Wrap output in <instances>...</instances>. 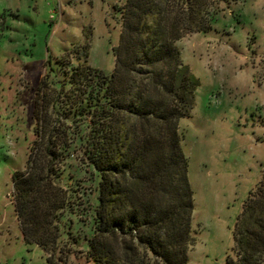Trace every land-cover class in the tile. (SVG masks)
<instances>
[{"label":"trees","instance_id":"trees-1","mask_svg":"<svg viewBox=\"0 0 264 264\" xmlns=\"http://www.w3.org/2000/svg\"><path fill=\"white\" fill-rule=\"evenodd\" d=\"M119 9L114 69L71 61L62 68L54 123L45 119L50 90L42 80L35 108L41 138L26 169L12 176L24 240L44 250L47 264H56L52 258L61 251L65 211L78 207L80 182L64 163L76 147L95 184L87 257L94 264H190L194 193L180 120L191 113L199 79L175 42L209 30L214 13L208 0H125ZM47 63L58 76V65ZM66 232L80 243V235ZM234 239L227 264L264 261L263 200L245 205Z\"/></svg>","mask_w":264,"mask_h":264},{"label":"rangeland","instance_id":"rangeland-1","mask_svg":"<svg viewBox=\"0 0 264 264\" xmlns=\"http://www.w3.org/2000/svg\"><path fill=\"white\" fill-rule=\"evenodd\" d=\"M124 1L0 0V264H47L44 250L24 240L12 176L26 169L41 138L35 108L42 80L50 90L45 119L54 123L55 81L62 68L71 61L107 73L114 69ZM208 6L214 13L211 28L175 42L182 62L199 79L191 113L180 120L194 193L189 262L227 264L245 205L254 197L264 201V0H208ZM48 58L58 65V76ZM76 148L64 163L80 182L78 207L76 213L65 211L62 248L52 258L56 264H94L84 237L95 184ZM66 231L80 235V243Z\"/></svg>","mask_w":264,"mask_h":264}]
</instances>
